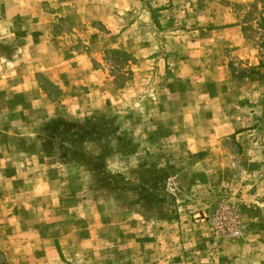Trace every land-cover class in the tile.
I'll list each match as a JSON object with an SVG mask.
<instances>
[{
    "label": "rangeland",
    "instance_id": "1",
    "mask_svg": "<svg viewBox=\"0 0 264 264\" xmlns=\"http://www.w3.org/2000/svg\"><path fill=\"white\" fill-rule=\"evenodd\" d=\"M255 182L264 0H0V264H264Z\"/></svg>",
    "mask_w": 264,
    "mask_h": 264
},
{
    "label": "crops",
    "instance_id": "2",
    "mask_svg": "<svg viewBox=\"0 0 264 264\" xmlns=\"http://www.w3.org/2000/svg\"><path fill=\"white\" fill-rule=\"evenodd\" d=\"M246 131H250V129H248ZM240 133H241L240 144H241V146H243L245 154H247V159L250 162L256 161V158L259 157L258 152L260 150L259 147L261 145V142H259L258 140L257 141L256 140L255 141L251 140L249 138V135L247 134V132H240ZM260 185L261 186L264 185V182H261L260 184L255 182L254 186L256 187V189H255L256 192H258V189H262L263 188V190H264V186L263 187H259ZM258 193H260V192H258ZM261 193H263V195H264V191L261 192ZM257 199H258L257 201H260L262 204H264V200L262 202L261 196L257 197Z\"/></svg>",
    "mask_w": 264,
    "mask_h": 264
},
{
    "label": "built area",
    "instance_id": "3",
    "mask_svg": "<svg viewBox=\"0 0 264 264\" xmlns=\"http://www.w3.org/2000/svg\"><path fill=\"white\" fill-rule=\"evenodd\" d=\"M228 230H229L228 232H229L230 234H234V235H237L238 232H239L238 229H233V230L228 229ZM224 232H227V231H224Z\"/></svg>",
    "mask_w": 264,
    "mask_h": 264
},
{
    "label": "trees",
    "instance_id": "4",
    "mask_svg": "<svg viewBox=\"0 0 264 264\" xmlns=\"http://www.w3.org/2000/svg\"><path fill=\"white\" fill-rule=\"evenodd\" d=\"M113 53H120L118 50H112ZM125 54V53H124Z\"/></svg>",
    "mask_w": 264,
    "mask_h": 264
}]
</instances>
